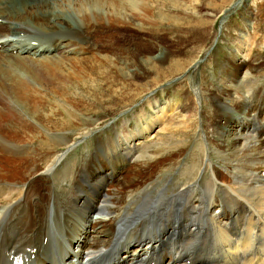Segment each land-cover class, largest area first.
<instances>
[{
	"label": "bare ground",
	"instance_id": "obj_1",
	"mask_svg": "<svg viewBox=\"0 0 264 264\" xmlns=\"http://www.w3.org/2000/svg\"><path fill=\"white\" fill-rule=\"evenodd\" d=\"M60 1L0 0V99H4L5 92L9 90L20 97L17 92L21 82L28 84L24 77L14 73L22 68L34 74L40 83L54 84L59 78L55 71L61 72L67 65L79 64L85 59V55L70 56L75 55L78 43L86 41L91 44L96 35L95 38L100 37L99 45L105 46L102 38L112 29L110 20L119 23L123 18L120 23L128 26L123 21L130 13L136 12L135 0ZM74 3L81 4L76 7ZM55 7L56 11H51ZM149 17L155 18L158 25L166 19L165 13L159 11L155 17L152 12L146 19L150 20ZM105 18L109 26L105 25ZM37 32L47 35L48 40L34 37ZM58 33H71V36H56ZM24 36L26 40L22 39ZM30 36L32 38L28 39ZM21 52L34 55L27 57ZM105 59L108 60V56ZM240 62L239 59L232 64ZM196 66L193 61L189 67ZM4 75L9 76L5 78ZM243 78L236 80L232 89L243 85ZM249 101L244 94L235 103L238 109L249 110ZM230 108L227 109L233 114H227V120L235 123L237 128L240 126L238 132L224 129L225 133L220 134L221 140L227 142L226 153L213 149L203 136H199L198 153L192 163L193 171L189 172L194 180H198L197 175L208 173L210 169L203 187L197 181H183L176 192L169 194L168 186L155 188L159 173H147L146 176L142 173L146 171L140 175L136 173L140 180L147 181L132 185L137 180L128 181L130 175H125L129 170L119 173L114 168L118 167L117 163L114 165L108 159L103 165L96 163L94 166L89 162L86 167L79 168L75 159L76 167L70 170L72 159L70 162L67 160L68 169L62 173L68 182L63 185L66 190L58 188L52 194V180L47 177L57 174L54 166L65 152L56 151L59 149L48 154L45 160H39L29 173L12 171V182L0 181V264H17L19 257L23 259L21 264H135L137 261L139 264H264V123L257 121L255 108L247 110L246 114L242 111L238 120V109L234 112L233 107ZM11 111L14 110L8 106L1 107L0 117L9 115ZM62 124L66 138H69L61 143L64 148L72 147L77 139L97 129L85 127L87 121H82L78 132L70 138L72 134L67 132L72 122L63 121ZM171 125L161 126L153 138L142 145L140 132L135 130L130 136L114 141L111 151H107L105 156L123 154L135 157L132 152L143 148L149 153L138 154L137 159L141 157L143 163L136 168L148 166L150 159L144 157L156 158L154 150L163 153L164 147L172 149L184 143L177 142V137L173 138ZM186 128L188 130L189 126ZM143 129L147 130V126L144 125ZM201 131L199 128L198 133ZM146 132L142 136L149 135V131ZM10 147L0 145V154ZM37 147L39 150L42 148ZM46 151L53 152L49 148ZM1 165L0 169L3 168ZM121 178H124V183L118 184ZM35 181L42 185L36 186ZM58 192L62 193L57 195ZM244 210L246 214L242 216L240 213ZM101 212L105 215L94 218ZM59 225L64 228L66 239L57 237L49 246V236L55 228L59 230ZM204 233L205 239H200V234ZM132 244L134 247L131 249ZM74 246L78 249H73Z\"/></svg>",
	"mask_w": 264,
	"mask_h": 264
},
{
	"label": "rangeland",
	"instance_id": "obj_2",
	"mask_svg": "<svg viewBox=\"0 0 264 264\" xmlns=\"http://www.w3.org/2000/svg\"><path fill=\"white\" fill-rule=\"evenodd\" d=\"M80 4L74 3L76 7ZM134 6L136 12L130 13L123 21L128 26L120 23L123 18L119 23L110 20L112 29L102 38L105 46L99 45L100 41H97L100 37L95 38L96 35L91 39V44L86 41L78 43V49H82H76L75 55L70 56L85 55V59L79 64L73 62L74 65H67L61 72L55 71L59 78L54 84L40 83L34 74L25 72L24 68L19 72L15 70L14 75L24 77L28 85L21 82L19 93L17 92L20 97L9 90L5 92V98L0 99V108L8 106L14 110L9 115L0 117V145L11 146L0 154L3 160V163L0 160L3 166L0 169V181L12 182V171L29 173L39 160H45L48 154L65 149L61 143L69 138H66L63 121L72 122L70 131L67 132L72 134L70 138L78 132L82 121H87L85 127L100 128L84 139L81 138L62 162L56 164L60 173L66 168L63 165L69 164L67 160L69 161L72 152L78 153L80 162H87L95 154L98 155L93 161L97 162L98 156L104 161L105 145L109 140L128 137L135 130H143L150 118L151 103L159 98L163 101L167 96L171 99L172 96L182 94L186 101L178 115L173 117L176 123L171 125L173 138L177 137V142H184L182 146L172 149L164 147L167 157L164 152L154 150L156 158L145 156L150 162L147 163L148 166H140V169L136 167L143 163L141 157H127L119 173L128 169L129 173L125 175H130L128 181L137 180L132 185L144 183L145 179L140 180L136 173L140 175L142 171H146L142 172L144 176L147 173H159V178L156 179L158 187L156 185L155 188L157 190L168 186L169 194L176 192L173 189L183 181H197L203 187L211 173L210 169L208 173L197 175L198 180H194L195 177L189 172L193 171L191 167L195 154L198 153L197 145L203 136L213 149L226 153L224 148L227 142L221 140L220 134L225 133L224 129L239 131L237 125L226 118L227 114H233L232 110H228L230 107H233L234 112L238 109L235 101L245 94L247 100H250L249 110L255 108L256 117L261 121H258L259 124L264 123V0H135ZM51 11H56V7ZM126 11L129 12L128 9ZM158 11L165 13L166 19L161 21L162 25L156 24L155 18L146 19L152 12L155 17ZM109 15H112L110 11ZM104 21L109 26L107 18ZM56 36L70 37L71 33H58ZM34 37L46 39L42 41L48 40L47 35H40L38 32ZM22 39L26 40L27 37ZM20 54L27 57L34 55L32 52ZM104 56L109 59L106 60ZM239 59L240 64H232ZM193 61L197 66L189 67ZM99 70H105L104 74H100ZM4 76L7 78L9 75ZM242 77L244 84L232 89L236 80ZM63 80L66 82H62ZM168 88L169 94H166ZM245 90L249 92H244ZM247 110L240 107L236 114H246ZM186 126H189L188 130ZM199 128L202 131L198 133ZM150 132L153 135L141 138L140 141H150L158 131L153 127ZM49 137H52L51 141L47 140ZM38 145L42 147L40 150ZM47 148L53 152L48 153ZM14 150L17 151L16 154ZM140 153L149 152H136V155ZM159 156L161 157L158 159ZM110 160L118 163L121 157L113 156ZM88 164L77 163V168ZM53 175L55 177L56 174ZM165 179L167 181L163 183ZM120 182L124 183V178L117 183ZM65 183L66 180L63 179L55 186L54 181L52 193ZM34 184L42 185L40 181H35ZM61 189L66 190V187ZM61 193L58 192L57 195ZM245 213L240 214L243 216ZM96 217L101 216L95 215L94 218ZM205 237V234L201 235V239Z\"/></svg>",
	"mask_w": 264,
	"mask_h": 264
}]
</instances>
